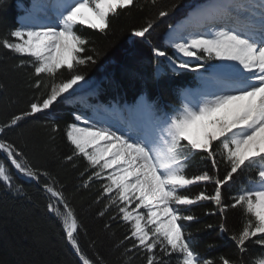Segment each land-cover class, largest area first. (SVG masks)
I'll use <instances>...</instances> for the list:
<instances>
[{"label":"snow or ice","instance_id":"6c2138e0","mask_svg":"<svg viewBox=\"0 0 264 264\" xmlns=\"http://www.w3.org/2000/svg\"><path fill=\"white\" fill-rule=\"evenodd\" d=\"M157 5L158 0H55L51 5L37 0L23 22L0 36V47L18 57L14 69H31L29 86L34 91L25 108L0 125V152L19 174L37 183L43 178L47 211L59 220L79 264L102 261L89 257L81 247V231L85 235L87 231L63 186L47 170L33 167L15 143L2 137L21 122L50 111L59 99L66 98L65 94H72L69 90L73 86L85 81V69L97 62L100 53L89 47L93 41L79 34L78 27L87 26L108 36L113 17ZM49 8L54 10L55 19L49 17ZM170 10L157 9L130 29L131 37L151 43L148 37L157 21L167 17ZM195 16V22L169 33L171 54L155 46L152 52L158 61L166 60L174 74H199L204 89L182 90L183 102L171 115L141 97L128 110V131L124 133L103 126L102 121L90 123L79 114H74L76 123L65 129L72 153L64 161L74 167V161L86 162L80 173L81 187L99 182L96 202L107 201L98 212L100 217L114 210L105 230L111 229L113 222L125 228L123 239L114 245L124 249L125 264H131L136 253L141 254L144 264H173V257L175 264H217L214 259H202L182 223L197 220L194 214L184 213L199 202L215 204L205 215L220 217L221 233H229L228 239L239 253L235 260L220 256L219 264H247L244 257L250 243L264 248V0H234L202 9ZM213 60L222 62L214 71L226 72L227 79L203 75ZM42 127L53 139L60 131L56 123L46 121ZM193 155H203L211 168L189 176L187 167ZM221 164L226 166L223 176ZM254 165L258 170L254 179H248L251 187L242 188L230 203L226 202L223 187L234 174ZM0 184L15 194H24L23 185L15 182L5 162H0ZM200 184H213L214 191H189ZM236 208L246 217L238 231L226 223L227 212ZM205 228L212 229L213 225ZM90 247H95L94 240ZM214 247V243L208 244V248ZM254 264H264V255Z\"/></svg>","mask_w":264,"mask_h":264},{"label":"trees","instance_id":"16d2710c","mask_svg":"<svg viewBox=\"0 0 264 264\" xmlns=\"http://www.w3.org/2000/svg\"><path fill=\"white\" fill-rule=\"evenodd\" d=\"M18 1L0 0V36L16 27V17L21 11ZM189 1L191 0H158L157 8H145L143 11L133 9L131 14L113 17L112 32L108 36L87 26L78 27L79 34L93 41L89 47H95L100 53L97 62L85 69V80H100L99 100L137 102L144 95L158 110L171 112L179 106V92L187 84L195 82L194 75L191 72H167L156 76L155 66L158 60L152 48H167L163 42V33L168 25L182 14L184 5ZM173 4L174 9L171 8ZM163 8L171 9L170 14L157 21L148 37L151 43L135 38L130 41V29L143 23L146 18L155 14L157 9ZM17 62L18 57L0 47V125L24 109L34 95L29 86L28 73L31 69L27 72L17 71L14 69ZM64 78H67V73ZM75 110L74 107L58 103L51 111L25 120L19 127L9 129L2 138L15 143L33 167L47 170L59 181V185L63 186L65 196L75 209L83 229L87 231V235L81 231L79 237L81 247L87 255L100 259L102 264H125L126 258L122 255L124 249L114 246L123 239L125 228L113 222L111 229L105 230V222L110 215H114V210L104 217L98 215L107 203L106 200L96 202L99 182L92 183L89 188L81 187L80 173L84 172L86 162L83 159L74 161L77 165L74 167L64 161V157L72 153V145L66 139L65 129L75 121ZM46 121L60 126V131L54 134V139L51 138L49 130L42 127ZM0 162L8 165L15 182L23 185L24 193L15 194L0 184V264H79L77 256L64 239L59 220L47 211L49 200L42 187L43 178L40 183L23 179L1 152ZM225 167L221 164V176L225 174ZM210 168V162L203 155H193L188 163L187 174H199ZM257 170L254 165L251 169L234 174V179L222 189L225 201L230 203L234 194L242 188H250L248 179L250 176L254 179ZM204 188L208 193L214 191L213 184L194 185L189 191L198 193ZM214 208L213 202H199L184 213L194 214L197 220L182 223L186 231L191 233L195 250L202 259H214L217 264L222 255L238 259L239 253L234 243L228 239L229 233H221L218 227L220 217L205 215L209 209ZM245 219L241 209H230L226 223L229 229L238 231ZM208 224H212L213 228L206 229L205 225ZM93 240L94 248L90 247ZM209 243H214L215 247L208 248ZM248 249L244 257L247 264H254L264 255V248L254 243H250ZM131 264H144L141 254L136 253L135 258L131 259Z\"/></svg>","mask_w":264,"mask_h":264},{"label":"rangeland","instance_id":"374dc122","mask_svg":"<svg viewBox=\"0 0 264 264\" xmlns=\"http://www.w3.org/2000/svg\"><path fill=\"white\" fill-rule=\"evenodd\" d=\"M133 38H130V41H132ZM164 39L166 41V37L164 36ZM166 64L168 65V62L165 60ZM222 62H218V64H221ZM169 69L171 70L170 66L168 65ZM213 67H208L207 70L211 71ZM164 68L161 66H157V73L163 72ZM204 76H206V72L203 73ZM195 77L197 79V81L199 82L198 84H196L193 87H189L187 88L188 90H191L193 92L202 90L203 87L205 86V82L201 81V79L199 78V74L195 73ZM86 84L84 85V87H76L73 90H69L70 93H72L71 95L65 94L66 98H61L59 99L56 103H62V104H70V105H76L77 102H80L81 106H86L85 108H87V105L90 104L89 103V99L87 98V96L89 95H93L95 93V90L99 84L97 79H89V80H85ZM77 90L76 93H73L71 91ZM179 101H180V106L182 104V96L181 94H179ZM91 106V104H90ZM97 106V105H96ZM179 106V107H180ZM54 107V106H53ZM127 109L129 110L130 108H132V106L130 104H126ZM179 107H176L175 110L179 109ZM84 108V109H85ZM123 110V109H122ZM173 110L171 113H168V111L166 110H160V112H164L167 113L169 115L173 114V112L175 111ZM86 126V125H81Z\"/></svg>","mask_w":264,"mask_h":264},{"label":"bare ground","instance_id":"6f19581e","mask_svg":"<svg viewBox=\"0 0 264 264\" xmlns=\"http://www.w3.org/2000/svg\"><path fill=\"white\" fill-rule=\"evenodd\" d=\"M200 0H198L197 2L199 3ZM241 0H235V2H240ZM231 2H234V0H214L212 3H210L209 5H207L204 9H210L212 8L214 5H218V4H222V3H231ZM55 3V0H48L46 4H54ZM243 3H248V2H243ZM255 3H259V2H255ZM50 11H54L53 9L50 8ZM49 17L52 18V16L49 15ZM189 21H192V22H195V20L191 19V18H188L187 19V23ZM221 62V61H220ZM219 64H217L211 72H208L207 75L205 77H211L213 75H215L218 79H227L228 77V74L226 72H223V71H214L216 69V67L218 66ZM86 84V81H81L79 82V85L78 86H73V89L76 88V87H84V85ZM73 89H70V90H73ZM77 90H74V91H71L73 93H76ZM128 114H129V111H128ZM102 122H103V126H108V127H111L113 131H117V129H119L121 132H127L128 131V120H126L125 122L121 120V123L119 126H116V122L115 121H118L119 118H114V117H104L102 116ZM101 121H98V122H101ZM97 122V123H98ZM109 124V125H108ZM27 178V177H26Z\"/></svg>","mask_w":264,"mask_h":264}]
</instances>
